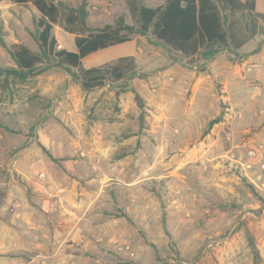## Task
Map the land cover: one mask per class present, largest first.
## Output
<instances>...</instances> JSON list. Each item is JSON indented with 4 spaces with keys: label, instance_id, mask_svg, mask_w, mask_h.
<instances>
[{
    "label": "rangeland",
    "instance_id": "rangeland-1",
    "mask_svg": "<svg viewBox=\"0 0 264 264\" xmlns=\"http://www.w3.org/2000/svg\"><path fill=\"white\" fill-rule=\"evenodd\" d=\"M61 1L76 8L83 0ZM142 1L151 7L166 2ZM87 2L92 29L120 15L135 25L125 0ZM69 14L53 34L59 48L74 51L76 35L87 32L71 24ZM40 15L31 2L0 1L7 45L40 53ZM230 19L240 33L239 15ZM128 45L135 73L103 88L83 89L53 60L25 80L0 78V203L6 193L15 200L12 207L0 204L1 217L10 221L14 208L17 225L29 208L37 212L36 225L46 211L55 221L45 197L77 190L81 201L103 190L114 201L109 206L102 197L110 222L78 230V264H264V181L254 183L253 172L248 178L236 163L248 160L249 148H264V65L249 68L259 61L264 34L208 62L184 59L151 33ZM115 61L101 51L83 66ZM0 68H17L1 44Z\"/></svg>",
    "mask_w": 264,
    "mask_h": 264
},
{
    "label": "trees",
    "instance_id": "trees-1",
    "mask_svg": "<svg viewBox=\"0 0 264 264\" xmlns=\"http://www.w3.org/2000/svg\"><path fill=\"white\" fill-rule=\"evenodd\" d=\"M2 1V0H0ZM18 4L33 3L40 12L36 20V39L40 53L25 45L10 48L0 31V44L8 49L17 68H0V78L10 77L20 80L30 75L41 73L53 65L65 66L72 79L85 90L103 88L110 79L121 80L135 73L136 59L133 56L119 57L113 63L85 68L84 58L111 46L131 41L135 36L151 33L164 43L169 50L178 53L189 61L200 56L205 61H212L222 52L241 49L245 43L257 34H264V27L259 24L264 14L256 11V2L243 0H166L159 7L146 5L142 0H125L135 25L126 22L124 15L118 16L114 23L102 28H90L88 25V2L83 0L76 7H69L61 0H12ZM70 13L68 21L78 24L87 34L75 37L74 51L59 48L58 39L53 34L54 25L62 15ZM239 15L243 24L242 31L234 28L238 21L231 16ZM74 31V30H73ZM55 64H51V61ZM74 69V70H73ZM142 113L145 103L136 93ZM221 116L210 121L209 127L221 121ZM140 120H144L141 115ZM52 160H55L46 150ZM250 245L257 254L254 238L250 236Z\"/></svg>",
    "mask_w": 264,
    "mask_h": 264
},
{
    "label": "crops",
    "instance_id": "crops-1",
    "mask_svg": "<svg viewBox=\"0 0 264 264\" xmlns=\"http://www.w3.org/2000/svg\"><path fill=\"white\" fill-rule=\"evenodd\" d=\"M256 11L264 14V0H256ZM132 41V40H131ZM131 41L111 46L101 51H109L114 59L122 57V54L128 56L129 45ZM124 48L123 53H116L120 48ZM112 51H114L112 53ZM96 52V53H98ZM260 58L256 63L252 61L250 69L257 64L264 65V48L260 51ZM94 60L87 62L89 66L94 64ZM96 65V64H95ZM199 83H196V87ZM238 88L232 87V90ZM77 183L73 186L76 189ZM78 192L73 191L69 194H58L55 197H45L47 205L53 204L54 218L51 221L48 211L38 214L41 220L36 225L34 216L35 210L27 208L22 213L24 222L15 224V217H19L20 213L16 209H12L13 213L9 216L10 221H5L1 217L3 210L0 209V264H78V230H87L91 224L100 226L105 222H110V216L106 215L110 212L103 210L104 201L110 206L114 204L111 196H106L102 191H97L90 197L84 196L81 201L78 198ZM7 197L1 200L0 204H5L6 208L12 207L15 203L13 194L6 193ZM29 205L28 199L22 198V205ZM19 205V204H17ZM14 210L16 213L14 215ZM33 215V217L31 216ZM107 216L109 218H107ZM90 229V228H89ZM36 232L39 233L36 235Z\"/></svg>",
    "mask_w": 264,
    "mask_h": 264
},
{
    "label": "built area",
    "instance_id": "built-area-1",
    "mask_svg": "<svg viewBox=\"0 0 264 264\" xmlns=\"http://www.w3.org/2000/svg\"><path fill=\"white\" fill-rule=\"evenodd\" d=\"M236 161V160H235ZM242 174L250 178L249 172H253L254 179L258 182L264 181V148L263 146H254L248 149V160L246 162L236 161ZM264 186V182L262 183Z\"/></svg>",
    "mask_w": 264,
    "mask_h": 264
},
{
    "label": "water",
    "instance_id": "water-1",
    "mask_svg": "<svg viewBox=\"0 0 264 264\" xmlns=\"http://www.w3.org/2000/svg\"><path fill=\"white\" fill-rule=\"evenodd\" d=\"M159 40V39H158Z\"/></svg>",
    "mask_w": 264,
    "mask_h": 264
}]
</instances>
